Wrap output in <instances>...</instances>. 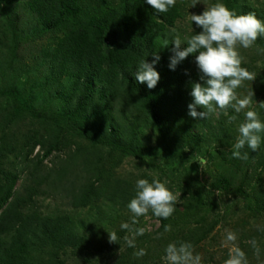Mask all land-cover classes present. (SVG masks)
I'll list each match as a JSON object with an SVG mask.
<instances>
[{
  "label": "trees",
  "instance_id": "16d2710c",
  "mask_svg": "<svg viewBox=\"0 0 264 264\" xmlns=\"http://www.w3.org/2000/svg\"><path fill=\"white\" fill-rule=\"evenodd\" d=\"M222 3L238 15L255 13L264 20V10L241 0ZM27 4L54 42L51 76L44 83L51 99L36 107L30 95L0 84V96L9 98L8 118L0 126L5 131L21 117L35 119L44 132L30 136L25 148L32 146L31 152L39 148L36 158L41 164L56 154L59 161L63 152L67 156L61 163L55 159L54 169L46 175L35 165L29 178L35 186L25 187L26 196L16 194L19 173L0 169V264H68L63 255L70 249L86 250L87 238L75 231L67 213L46 217L24 212L38 188L48 181L61 186L77 210L101 201L121 207L131 189L117 176L115 157L143 158L149 149L138 138L135 115L145 118L161 135L169 117H177L188 141L217 133L221 121L213 125L210 118L193 119L188 114L193 98L186 93V86L203 84L196 63L198 54H190L175 70L169 67L175 47L171 42L181 34L177 26L190 10L186 1L177 0L167 13H157L146 0H28ZM7 5L6 0H0L1 11ZM196 27L189 38L202 32ZM261 42L259 38L256 43ZM154 55L160 57L155 70L161 79L149 90L135 80L134 74L141 60L152 63ZM261 156L254 168L256 174L264 168V154ZM6 157V149H1L0 164ZM247 175L234 193L245 194L243 188L251 187L246 208L253 216L264 215V189ZM213 188L228 192L231 183L222 179ZM195 201L189 209L214 207L208 197ZM172 218H158L161 231ZM206 234L195 226L187 231L186 238L201 242ZM129 256L122 255L115 264H139Z\"/></svg>",
  "mask_w": 264,
  "mask_h": 264
},
{
  "label": "rangeland",
  "instance_id": "374dc122",
  "mask_svg": "<svg viewBox=\"0 0 264 264\" xmlns=\"http://www.w3.org/2000/svg\"><path fill=\"white\" fill-rule=\"evenodd\" d=\"M6 1V10H0V84L30 95L38 107L51 99L50 90L46 86L48 84L44 86V83L51 76L50 53L54 42L31 12L28 0ZM179 1H186L190 7L187 19L177 26L181 34L174 36V39L179 36L182 43L197 28L195 22L189 20V14L202 15L207 7L216 2L222 3V0H199V4L191 8L192 0ZM241 2L264 10V0ZM260 38L262 42L256 43L252 48H238L243 58L241 66L255 73L256 79L245 81L244 86L237 89V94L243 98L254 92L251 110H255L264 122V108L258 105L264 102V36ZM191 91L192 84H187L186 93ZM8 101V97L0 96V125L6 123L8 118ZM229 115H236V121L229 123L228 117L219 110L217 114L211 115L209 118L213 125L221 121L218 132L209 133L206 139L195 141L184 139L177 117H169L161 135L145 118L135 115L133 118L138 138L149 149L145 150L143 158L121 155L115 157L116 174L127 181L131 189L123 206L101 201L88 208L74 209L62 187L48 181L38 188L24 212L46 217L65 213L70 215L75 231L87 238V248L84 251L70 249L64 254L63 258L68 264H115L117 259L127 253H130L129 260L139 264H165L163 257L168 244L180 242H192L194 254L202 256L201 264H224L229 258L228 248L223 246L227 231L236 233V243L246 253L249 264H264V215L253 216L246 208V195L252 196L251 187L247 185L243 188L245 194L234 193L247 174L253 184L257 183L264 189V168L257 174L254 171L264 154V133L261 134L259 151L252 152L245 146L242 151L248 153L247 160L232 158V146L239 135L238 127L244 122V115L236 114L231 109ZM40 124L25 116L8 124L5 131L0 126V150L6 149L7 153L0 169L19 173L20 179L16 186V194L19 196H26L25 187L35 186L29 179L35 165L46 175L54 169L53 161H59V154H56L41 164L40 158H36L39 148L33 152L30 151L32 146L25 148L30 136L35 132H44ZM11 148L13 151H10ZM66 156L67 152H63L59 163ZM139 179H148L149 182L159 179L166 182L168 189L177 195L178 202L172 221L168 224L171 226L170 231L160 230L161 222L151 211L147 217H139V223L134 227H144L146 231L143 236H136V247L130 248L124 237L131 234L122 229L121 224H131L133 214L127 205L136 196V182ZM222 179L231 183L228 192L213 188ZM206 197L211 199L213 208H188L189 205L196 204L195 199L204 200ZM195 226L207 233L201 242H197L196 238L193 241L186 238L187 231ZM109 232H115L119 242L109 243ZM252 239H256L261 248L260 260L255 258L251 244L247 243ZM140 249H144L147 254L136 257L134 253Z\"/></svg>",
  "mask_w": 264,
  "mask_h": 264
},
{
  "label": "clouds",
  "instance_id": "9594fccd",
  "mask_svg": "<svg viewBox=\"0 0 264 264\" xmlns=\"http://www.w3.org/2000/svg\"><path fill=\"white\" fill-rule=\"evenodd\" d=\"M157 13H167L175 7L177 0H146ZM199 4V0H192L191 8ZM189 20L202 29L200 34H194L182 43L177 36L171 43L174 56L170 58V69L186 59L190 54L196 55V63L202 75L201 83H193L191 96L193 102L188 105L189 115L193 119H208L211 115L222 112L228 117V122L236 121V115H229V109L236 114L243 113L244 122L239 124V135L232 146V158L248 159V153L242 150L247 146L252 152H257L261 146V134L264 133V122L255 110H251L254 92L239 97L237 89L244 86L245 81H254L256 74L241 66L242 56L238 48H252L257 40L264 36V22L255 13L238 15L225 4L216 2L203 12L202 15L189 14ZM182 44H187L181 49ZM159 55H154L152 63L141 60L135 72V80L139 84H146L149 90L155 89L161 77L155 70L159 62ZM264 108V102L258 104ZM203 111H197V109ZM177 195L168 189L166 182L159 179H139L136 182V196L127 205L133 214L131 224L122 223L121 228L131 235H126L124 241L130 248H135L136 236H143L146 229L136 228L139 217H147L151 211L155 217L168 219L176 210ZM171 226H165L170 231ZM109 243H117L118 236L109 232ZM237 235L227 231L223 246L228 248V259L224 264H249L246 253L239 247ZM253 249L257 260L261 257V248L256 239L247 241ZM163 257L165 264H201L202 256L194 254V247L190 242L170 243L165 249ZM147 253L144 249L135 252L136 257H143Z\"/></svg>",
  "mask_w": 264,
  "mask_h": 264
}]
</instances>
